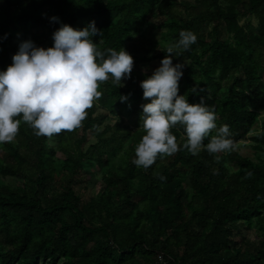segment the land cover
Segmentation results:
<instances>
[{
    "label": "trees",
    "instance_id": "trees-1",
    "mask_svg": "<svg viewBox=\"0 0 264 264\" xmlns=\"http://www.w3.org/2000/svg\"><path fill=\"white\" fill-rule=\"evenodd\" d=\"M0 2V70L28 39L24 32L37 33L38 46H53L61 26L53 15L77 29L95 20L101 49L131 43L134 67L160 65L181 30L210 25L207 39L198 37L173 59L185 64L180 94L189 103L203 97L218 126L229 124L233 139L248 137L254 152V158L226 151L217 159L206 149L193 155L177 125L180 150L138 167L141 105L148 102L140 82L152 72L133 70L121 88L102 82L103 95L79 128L37 136L21 119L16 138L2 144L0 178L25 183L21 190L0 185V264H264V119L253 128L264 113V0H198L202 9L187 14L164 0ZM155 12L163 16L155 27L164 31L142 55L135 39ZM122 94L128 99L121 101ZM87 175L101 183L85 200ZM243 228L255 229L254 242L235 239Z\"/></svg>",
    "mask_w": 264,
    "mask_h": 264
},
{
    "label": "clouds",
    "instance_id": "clouds-1",
    "mask_svg": "<svg viewBox=\"0 0 264 264\" xmlns=\"http://www.w3.org/2000/svg\"><path fill=\"white\" fill-rule=\"evenodd\" d=\"M50 19L61 25L53 33V46L45 48L31 39L23 40L12 57L13 62L6 70H0V145L16 138L21 119L37 136L51 137L62 130L79 128L87 110L103 95L99 90L102 82L111 80L121 88L132 77L133 55L124 47L101 49L93 39L97 34L101 39L103 36L95 20L77 29L56 15ZM197 39L192 30H181L179 39L166 48L169 55L140 82L148 102L141 105L140 127L145 134L133 157L138 167L148 169L158 157L180 150L172 131L177 125L183 126L187 137L183 147L193 155L206 149L219 159L218 154L236 146L230 125L218 126L214 108L203 97L199 103H189L188 95L180 94L185 64H174L173 59L190 49ZM119 99L125 101L128 96L122 94Z\"/></svg>",
    "mask_w": 264,
    "mask_h": 264
},
{
    "label": "rangeland",
    "instance_id": "rangeland-1",
    "mask_svg": "<svg viewBox=\"0 0 264 264\" xmlns=\"http://www.w3.org/2000/svg\"><path fill=\"white\" fill-rule=\"evenodd\" d=\"M164 1L165 3L170 5V8L172 7V9H176L183 14L197 12L202 9V6L198 4V0H164ZM0 5H2L1 2H0ZM163 6L165 7L164 10H167V9L171 10L169 7H167L166 4H164ZM147 19H148V22L146 26L144 27L142 33L135 39L136 41L135 49L140 51L142 55H149V53L146 52L143 47H146L148 43L150 44V43L160 41L162 32L164 31V29L162 28L155 27V25L159 24L163 19V16H161V14L158 15L157 12L151 13L150 15H148ZM242 22L243 21H241L240 23ZM253 25L254 26L256 25L254 20H253ZM210 28L211 26L204 22L198 23L196 25L195 33L197 34L199 38L207 39L209 37L208 35L210 33ZM220 31L222 32L221 38L226 37L224 29L221 28ZM24 34L27 35L28 39H31V40L37 35V33L33 32L32 30L24 32ZM126 48L127 49L131 48V43L129 42L126 43ZM159 66H160L159 63L154 61V62H150L148 65L141 64L139 66H135L133 70H137L140 74H145L149 72L153 73L155 68ZM144 69H147V72H145ZM126 81L127 79L125 80V83ZM97 113L104 114V112L101 110H97ZM263 119H264V113L260 114L253 128L259 129L260 124ZM234 141H235L236 146L231 150V152H237L243 157L254 158V152L252 148L249 146L250 141L248 140V137L234 139ZM88 144L89 142L84 144V148H86ZM4 152H5V149L3 145H0V155H3ZM224 153L225 155H227V152H224ZM57 154L59 155V152H57ZM91 171L98 173L100 171V168L93 167L91 168ZM86 177H87L86 180L88 181L87 188L83 192V196L85 200L97 195L98 190L100 189V183H101V181L96 177V175H87ZM24 183L25 181L20 176L0 178V185H8L9 187H13L18 190H21L23 188ZM255 235H256V231L254 228L250 230L243 228L241 231L242 237L237 235L235 239L240 240V238H244V239L246 238V241L254 242Z\"/></svg>",
    "mask_w": 264,
    "mask_h": 264
}]
</instances>
